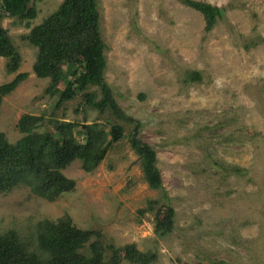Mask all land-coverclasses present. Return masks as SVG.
<instances>
[{
  "label": "rangeland",
  "instance_id": "obj_1",
  "mask_svg": "<svg viewBox=\"0 0 264 264\" xmlns=\"http://www.w3.org/2000/svg\"><path fill=\"white\" fill-rule=\"evenodd\" d=\"M61 1L34 0L38 12L28 25L1 22L22 57L17 72L28 74L0 104V132L10 142L22 136L21 115L50 116L53 99L43 95L49 80L32 72L36 48L20 35ZM201 1L225 8L209 32L202 14L177 0H99L105 80L124 112L141 122L163 189L147 185L138 155L122 138L91 172L74 159L63 172L75 189L53 201L25 185L0 193V233L26 235L39 220L68 214L76 227L100 230L104 242L156 252L150 264H264V0ZM4 64L0 57V84L14 76ZM191 70L200 81L188 80ZM79 101L65 102L54 117L105 121L86 106L75 111ZM44 129L52 127L37 128ZM163 192L175 227L158 236L154 212L138 211L148 199L163 200Z\"/></svg>",
  "mask_w": 264,
  "mask_h": 264
},
{
  "label": "trees",
  "instance_id": "obj_2",
  "mask_svg": "<svg viewBox=\"0 0 264 264\" xmlns=\"http://www.w3.org/2000/svg\"><path fill=\"white\" fill-rule=\"evenodd\" d=\"M177 1L202 14L205 32L223 18L224 7L201 0ZM37 12L34 0H0V57L5 58V72L14 74L10 81L0 84V104L28 75L17 72L22 57L1 22L10 17L28 25ZM101 21L99 0H62L40 23L20 35L21 40L36 48L32 72L38 78H48L43 95L53 99V103L49 117L28 113L19 117L16 128L22 136L16 141L10 142L0 132V193L25 185L34 195L53 201L75 189V180L63 173L74 159L81 162L83 171L91 172L111 145L122 138L138 155L147 185L154 190L163 189L156 151L139 135L141 122L124 112L105 80L106 43ZM256 41L260 42V38ZM253 44L245 43L243 47L249 49ZM187 78L198 82L202 77L199 71L191 70ZM77 96L80 103L75 111L86 106L99 116L106 115L105 121L86 123L54 117V110ZM44 124L52 129L38 131ZM162 194L163 200L148 199L138 211L140 215L154 212L153 230L158 236L172 233L175 227V211L167 194ZM123 260L150 264L157 260V254L141 251L134 243L116 247L104 242L100 230L80 229L68 214L55 220H39L26 235L13 228L0 233V264H122Z\"/></svg>",
  "mask_w": 264,
  "mask_h": 264
},
{
  "label": "clouds",
  "instance_id": "obj_3",
  "mask_svg": "<svg viewBox=\"0 0 264 264\" xmlns=\"http://www.w3.org/2000/svg\"><path fill=\"white\" fill-rule=\"evenodd\" d=\"M64 173V172H63Z\"/></svg>",
  "mask_w": 264,
  "mask_h": 264
}]
</instances>
